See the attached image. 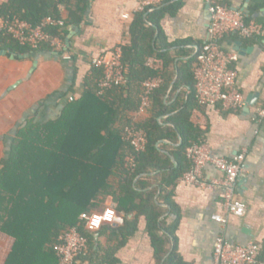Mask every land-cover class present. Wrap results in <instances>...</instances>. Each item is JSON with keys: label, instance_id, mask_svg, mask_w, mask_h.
Masks as SVG:
<instances>
[{"label": "crops", "instance_id": "crops-1", "mask_svg": "<svg viewBox=\"0 0 264 264\" xmlns=\"http://www.w3.org/2000/svg\"><path fill=\"white\" fill-rule=\"evenodd\" d=\"M212 1L240 11L248 22H256L264 28V0ZM5 2L0 0V4ZM206 7V0H184L183 7L174 16L167 15L160 23L163 43L170 47L171 56H176L178 51L183 54L175 60L174 66L165 70L163 63L162 70L168 83L162 99L164 108L173 111L159 117V121L174 130L176 135L161 140L158 147L170 156L175 167L179 166L175 150L183 143V136L170 117L190 106L189 121L200 131L201 141L212 156L232 159L245 153L242 170L236 180L235 198L246 204L247 213L245 217L237 218L225 212L222 185H188L180 177L174 186L169 187L174 208L167 206L162 197V205L167 209L162 217L166 228L176 221L173 236L168 235L170 243L166 258H171L168 264H214L215 244L222 236L232 244L259 245V264H264V118L259 120L256 113L259 106H264V35L249 40L231 35L222 41L225 50L238 54L233 67L238 71L237 85L246 100L244 108L232 111L221 106H199L193 87L179 83L178 76L179 62L193 58L208 39L210 17ZM135 10L136 4L132 0H88L83 20L63 29L66 36L62 39L64 47L60 51L18 54L12 50L10 39H0V168L18 131L28 121L46 123L55 120L71 96L81 97L95 57L109 53L119 45L126 47L130 44ZM61 11L62 20L67 21V8L61 7ZM127 14L133 15L130 20L124 19ZM159 33L158 30L157 36ZM180 42L187 43L175 45ZM65 92L68 95H63ZM155 109L161 110L160 105ZM128 114L138 125L152 117L150 111L145 116H139L138 112ZM202 176V181L209 184L222 180L224 173L213 163H208ZM119 183V178L110 180L116 188ZM161 194L162 190L158 200ZM99 200L102 202L95 212L118 206L110 195H100ZM213 214L226 218V223H216L211 218ZM120 215L124 223L114 227L125 225L127 217ZM135 218L136 214L130 220ZM95 238L101 249H117L118 241L112 239L111 230L105 237L101 238L99 232ZM12 244L9 236L0 233V264L4 263ZM99 244L95 245V250ZM114 258L117 260L115 264H156L144 217L140 218L136 232L125 246L117 249ZM77 264L96 263L79 260Z\"/></svg>", "mask_w": 264, "mask_h": 264}, {"label": "trees", "instance_id": "trees-1", "mask_svg": "<svg viewBox=\"0 0 264 264\" xmlns=\"http://www.w3.org/2000/svg\"><path fill=\"white\" fill-rule=\"evenodd\" d=\"M183 5L184 0H166L155 12L136 15L132 40L123 49V63L129 68L126 86L101 96L102 70L92 67L84 93L79 99L68 101L57 119L46 123L30 120L18 131L0 168V233L13 240L3 264H59V238L73 227L79 228L91 243L90 254L80 260L115 264L117 249L125 246L136 232L142 217L146 219L156 264L170 262L171 258H166L168 235L173 236L176 221L166 228L162 217L167 209L162 205V197L167 206L174 208L169 187L190 169L186 151L201 141V133L189 121L190 106L170 117L183 136V143L175 150L179 159V166L175 167L170 156L158 147L161 140L176 135L159 121V117L173 111L164 108L162 99L168 80L163 70L154 71L147 63L150 59L162 60L165 70L183 54L178 51L171 56L170 47L163 43L160 26L167 15L174 16ZM61 7L69 12L66 26L79 24L87 12L88 0H7L0 4V17L19 16L37 26L47 17L62 19ZM51 34L63 40L66 36L60 29H52ZM2 37L11 40V48L18 54L53 51L49 45L34 51L19 46L9 35ZM179 64V83L194 89L195 56ZM158 74L164 83L153 94L152 117L140 125L148 135V150L137 156L124 139L126 127L134 124L128 113L138 112L143 84ZM193 93L195 98V90ZM159 105L161 110L156 111ZM131 155L137 156L136 173L125 168V159ZM112 177L120 179L118 188L110 184ZM100 195L113 196L119 213L127 217L122 227L107 225L100 231L101 238L112 231V239L118 241L117 249H101L81 220L82 215L99 209ZM134 214L136 218L130 220ZM163 231L166 234H160ZM96 244L99 247L95 250Z\"/></svg>", "mask_w": 264, "mask_h": 264}, {"label": "built area", "instance_id": "built-area-1", "mask_svg": "<svg viewBox=\"0 0 264 264\" xmlns=\"http://www.w3.org/2000/svg\"><path fill=\"white\" fill-rule=\"evenodd\" d=\"M7 1V0H6ZM136 4L135 15L153 13L166 0H132ZM210 21L208 25V39L195 53L193 66V80L195 81V99L199 106H221L225 110L239 111L246 105V100L237 85L238 71L233 65L238 61V54L227 51L222 47V41L231 35L243 40L253 39L264 35V28L256 22H248L240 11L206 0ZM132 14L124 16L130 20ZM66 23L62 19L47 17L34 26L19 16L0 17V39L9 35L19 46L38 51L42 46L49 45L53 50L60 51L64 47L62 38L51 34L52 29L63 30ZM125 45L117 46L109 53H102L93 60L92 67L100 68L102 76L99 80V94L106 95L109 91L124 87L128 82L129 68L123 63ZM147 67L154 71L163 69L161 60L150 59ZM164 83L161 74L150 78L143 84L140 95L139 116H145L152 108V97ZM77 100L75 96L70 101ZM257 118H264V106L257 108ZM124 139L129 143L134 154L141 155L147 152L149 139L147 133L134 123L126 127ZM244 154L240 153L232 159L214 157L210 154L203 141L195 142L187 148L186 156L190 162V169L180 180L188 185L213 187L222 185L224 189L223 207L232 217L243 218L247 213V206L235 198V186L239 173L242 170ZM137 156L131 155L125 159V168L136 173L138 169ZM213 163L224 177L220 181L206 184L202 181L203 168ZM211 218L219 224H225L226 218L213 214ZM81 220L86 223V230L94 235L98 234L107 225L123 224L117 206H109L102 212L91 215H82ZM90 239L79 228L67 229L59 238L56 253L59 264H77L90 254ZM261 248L257 244L245 246L232 244L224 237H218L214 253V264H259Z\"/></svg>", "mask_w": 264, "mask_h": 264}, {"label": "water", "instance_id": "water-1", "mask_svg": "<svg viewBox=\"0 0 264 264\" xmlns=\"http://www.w3.org/2000/svg\"><path fill=\"white\" fill-rule=\"evenodd\" d=\"M206 9H207V11H208V6L206 7ZM208 15H209V12H208ZM209 17H210V15H209Z\"/></svg>", "mask_w": 264, "mask_h": 264}]
</instances>
